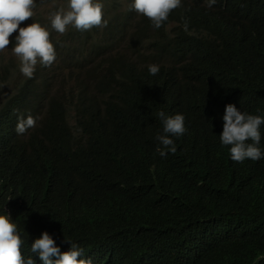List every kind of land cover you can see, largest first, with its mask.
<instances>
[{
  "label": "trees",
  "instance_id": "16d2710c",
  "mask_svg": "<svg viewBox=\"0 0 264 264\" xmlns=\"http://www.w3.org/2000/svg\"><path fill=\"white\" fill-rule=\"evenodd\" d=\"M102 1L107 26L76 30L61 61L74 86L0 54V214L25 259L43 264L30 247L47 231L93 264H264V159L234 162L219 137L229 103L264 117V0H182L159 29ZM161 111L187 126L165 157ZM21 114L38 117L26 137Z\"/></svg>",
  "mask_w": 264,
  "mask_h": 264
},
{
  "label": "clouds",
  "instance_id": "9594fccd",
  "mask_svg": "<svg viewBox=\"0 0 264 264\" xmlns=\"http://www.w3.org/2000/svg\"><path fill=\"white\" fill-rule=\"evenodd\" d=\"M102 2L67 0L66 6L62 4L49 13L51 9L45 10L43 0H40V3L37 0H0V53L8 50V55H14L18 59L19 75L24 80H32L38 73L45 74L50 71L58 86L64 84V79L58 81L56 78L58 65L66 57L71 58L72 54L68 51L76 46L75 31L80 33L107 26ZM206 3L207 7L211 8L217 0H206ZM182 6V0H132L128 10H134L148 18L152 26L159 29L171 13ZM188 26V20L185 19L184 31H188ZM61 67L66 72L65 78L68 77L70 69L62 64ZM148 72L156 76L160 67L151 64L148 66ZM74 85L75 82L71 78L67 87ZM157 115L162 122V133L156 136L159 142L156 151L161 157H165L169 152L175 154L177 148L171 137L182 136L187 131L185 117L181 113L166 116L163 111ZM222 119L220 143L228 147L232 161L242 163L246 159H264V151L259 147L264 117L242 112L235 104L229 103L225 106ZM37 124V116L21 114L17 117L15 131L19 136L26 137ZM65 241L71 244V248L61 252L52 236L44 231L31 243L30 251L38 255L43 264H93L91 258H82L83 248L69 240ZM24 243L18 225L11 215L8 212L0 214V264H35L32 255L25 259Z\"/></svg>",
  "mask_w": 264,
  "mask_h": 264
},
{
  "label": "rangeland",
  "instance_id": "374dc122",
  "mask_svg": "<svg viewBox=\"0 0 264 264\" xmlns=\"http://www.w3.org/2000/svg\"><path fill=\"white\" fill-rule=\"evenodd\" d=\"M43 4L45 5V10L46 11L51 9L49 11V13H50L51 11L55 10L57 7H59L62 4L66 6L67 5V0H43ZM49 13H48V15H49ZM7 51L4 52V53H0L1 55H7L6 56V61H7V59H10V57H11V55H8L9 53ZM68 53L74 55L76 53V46H75V48L73 50H71V51L69 50ZM65 76H66V72H64L62 70L61 63L59 62L58 70H57V77L56 78H57L58 81H62L63 79H66ZM67 79H69V81H71V78H67Z\"/></svg>",
  "mask_w": 264,
  "mask_h": 264
}]
</instances>
